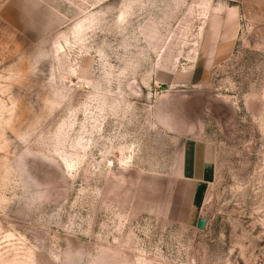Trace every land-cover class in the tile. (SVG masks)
Segmentation results:
<instances>
[{"label": "rangeland", "instance_id": "374dc122", "mask_svg": "<svg viewBox=\"0 0 264 264\" xmlns=\"http://www.w3.org/2000/svg\"><path fill=\"white\" fill-rule=\"evenodd\" d=\"M0 264H264V0H0Z\"/></svg>", "mask_w": 264, "mask_h": 264}, {"label": "crops", "instance_id": "0c3cea01", "mask_svg": "<svg viewBox=\"0 0 264 264\" xmlns=\"http://www.w3.org/2000/svg\"><path fill=\"white\" fill-rule=\"evenodd\" d=\"M195 68L192 71V81L199 83L204 75L203 71H206V63L200 65L201 70ZM179 158L182 179L191 184L194 190L211 178L212 157L206 143L187 138L180 146Z\"/></svg>", "mask_w": 264, "mask_h": 264}, {"label": "water", "instance_id": "95a60500", "mask_svg": "<svg viewBox=\"0 0 264 264\" xmlns=\"http://www.w3.org/2000/svg\"><path fill=\"white\" fill-rule=\"evenodd\" d=\"M205 225H206V220L203 218H200L197 220L196 228L202 230L205 228Z\"/></svg>", "mask_w": 264, "mask_h": 264}]
</instances>
